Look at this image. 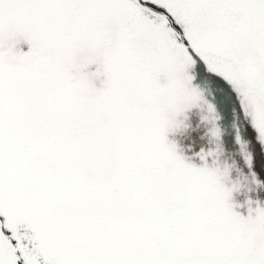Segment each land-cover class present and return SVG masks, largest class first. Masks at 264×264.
Wrapping results in <instances>:
<instances>
[{
    "label": "snow or ice",
    "instance_id": "1",
    "mask_svg": "<svg viewBox=\"0 0 264 264\" xmlns=\"http://www.w3.org/2000/svg\"><path fill=\"white\" fill-rule=\"evenodd\" d=\"M221 100L264 171V0H0V264H264V206L168 139Z\"/></svg>",
    "mask_w": 264,
    "mask_h": 264
},
{
    "label": "rangeland",
    "instance_id": "2",
    "mask_svg": "<svg viewBox=\"0 0 264 264\" xmlns=\"http://www.w3.org/2000/svg\"><path fill=\"white\" fill-rule=\"evenodd\" d=\"M19 47L24 51L28 50V45L24 42H22ZM95 67V65H92L90 70L94 71ZM97 84H99L98 81ZM202 87L205 95L211 97L213 89L206 82ZM195 107L196 112L191 107L177 116V119L183 121L185 126H182L174 132L168 133V139L176 144L178 154L184 156L188 163L195 164L199 167L203 166L205 163L199 156L201 150L207 152L215 145L217 150L221 153L222 160L234 162L240 169L239 172L236 169L232 170L230 179L225 181L227 186L230 187L240 176H246L251 181V173L253 171L256 172L257 179L261 181L259 185L250 183L246 187H242L240 190L233 191V203L238 205L236 211H239L242 215L246 216L248 214L246 202L249 199L253 202L258 201L261 206H264V171L250 169L245 164L241 156V148L233 139V129L235 128L236 122L235 120H232L233 118L229 114L226 104L222 100L218 102V111L216 113L218 120L215 122L222 130L223 139H217L211 136L209 130L213 125L204 118L207 115L206 110L198 106ZM249 147L256 155L258 161L261 156L260 146L252 143ZM207 163L211 166V158L208 159Z\"/></svg>",
    "mask_w": 264,
    "mask_h": 264
},
{
    "label": "clouds",
    "instance_id": "3",
    "mask_svg": "<svg viewBox=\"0 0 264 264\" xmlns=\"http://www.w3.org/2000/svg\"><path fill=\"white\" fill-rule=\"evenodd\" d=\"M213 152L215 153V158L218 163V166L222 169L227 170V180L230 179L231 172L233 169H236L238 172L240 169L237 167V164L234 162L224 161L221 159V153L217 150L216 146L214 145L213 148H211ZM234 183L237 184V190H240L242 187H246L248 184H250V180L246 176H240L238 177Z\"/></svg>",
    "mask_w": 264,
    "mask_h": 264
},
{
    "label": "trees",
    "instance_id": "4",
    "mask_svg": "<svg viewBox=\"0 0 264 264\" xmlns=\"http://www.w3.org/2000/svg\"><path fill=\"white\" fill-rule=\"evenodd\" d=\"M192 109H194L195 110V112H196V107L194 106V107H192ZM195 116V115H194Z\"/></svg>",
    "mask_w": 264,
    "mask_h": 264
}]
</instances>
